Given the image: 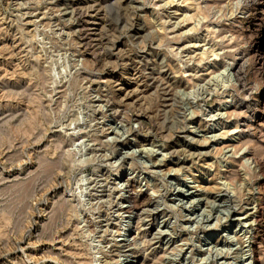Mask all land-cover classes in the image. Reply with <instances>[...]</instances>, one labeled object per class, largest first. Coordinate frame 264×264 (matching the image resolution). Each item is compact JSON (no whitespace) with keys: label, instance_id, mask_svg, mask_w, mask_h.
I'll return each mask as SVG.
<instances>
[{"label":"rangeland","instance_id":"374dc122","mask_svg":"<svg viewBox=\"0 0 264 264\" xmlns=\"http://www.w3.org/2000/svg\"><path fill=\"white\" fill-rule=\"evenodd\" d=\"M259 43L264 0H0V264H264Z\"/></svg>","mask_w":264,"mask_h":264},{"label":"bare ground","instance_id":"6f19581e","mask_svg":"<svg viewBox=\"0 0 264 264\" xmlns=\"http://www.w3.org/2000/svg\"><path fill=\"white\" fill-rule=\"evenodd\" d=\"M255 50V49H254ZM256 62H257V67L258 69H260L262 72H264V43H259L256 47ZM237 74V73H236ZM241 79V78H240ZM137 215L136 213L133 215L132 220L135 221L137 219ZM247 245V244H246ZM248 249H246L248 251V253L246 252L247 256V264H253V254L250 248V245Z\"/></svg>","mask_w":264,"mask_h":264}]
</instances>
